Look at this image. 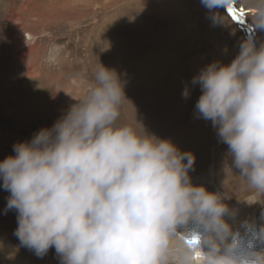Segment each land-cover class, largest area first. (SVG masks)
<instances>
[{
    "label": "clouds",
    "instance_id": "9594fccd",
    "mask_svg": "<svg viewBox=\"0 0 264 264\" xmlns=\"http://www.w3.org/2000/svg\"><path fill=\"white\" fill-rule=\"evenodd\" d=\"M201 3L214 24L225 23L216 9L242 6L253 31L264 32V0ZM192 84L201 89L195 114L211 121L231 167L264 195V42L244 38L229 64H208ZM74 100L0 161L17 247L40 258L54 248L60 264H264V248H244L225 219V197L191 183L195 156L121 121L129 101L114 69L99 63ZM261 221L253 238L264 244V211Z\"/></svg>",
    "mask_w": 264,
    "mask_h": 264
},
{
    "label": "rangeland",
    "instance_id": "374dc122",
    "mask_svg": "<svg viewBox=\"0 0 264 264\" xmlns=\"http://www.w3.org/2000/svg\"><path fill=\"white\" fill-rule=\"evenodd\" d=\"M234 9L245 13L239 21L221 7L215 11L225 23L214 24L201 0H0V161L15 155V143L51 127L100 63L124 82L129 102L122 122L140 130L137 121L148 134L191 152V179L211 168L232 221L238 213L261 216L264 195L231 167L211 121L195 114L201 89L193 77L213 62L229 64L246 37L264 42V32L250 27L248 10ZM9 195L0 186V264H60L57 255L51 261L54 248L40 258L17 247V213L5 211ZM242 237L244 248L259 251L250 235Z\"/></svg>",
    "mask_w": 264,
    "mask_h": 264
},
{
    "label": "bare ground",
    "instance_id": "6f19581e",
    "mask_svg": "<svg viewBox=\"0 0 264 264\" xmlns=\"http://www.w3.org/2000/svg\"><path fill=\"white\" fill-rule=\"evenodd\" d=\"M27 38L29 39V35L27 34ZM27 39V40H28ZM191 183L194 185H203L209 192H218L220 193L214 186V183L212 182V175H211V168L207 170L204 174H202L199 178L191 179ZM231 209V208H230ZM242 213V212H241ZM233 214V213H232ZM233 215L226 216L225 219L231 224L232 228L240 233L241 235H250V237L253 239V244L255 247H257L258 250L261 248H264V244H261L260 242L256 241L253 237L254 234L258 231L262 221L261 216H245L243 219V216L238 213L237 218L235 220H231L230 217ZM239 216V217H238ZM192 230L195 232H199L200 229L197 228V226L193 225ZM251 240V239H249ZM56 253L54 250V255L52 256L51 261H55Z\"/></svg>",
    "mask_w": 264,
    "mask_h": 264
},
{
    "label": "snow or ice",
    "instance_id": "6c2138e0",
    "mask_svg": "<svg viewBox=\"0 0 264 264\" xmlns=\"http://www.w3.org/2000/svg\"><path fill=\"white\" fill-rule=\"evenodd\" d=\"M228 14L234 20V22L239 21L240 17L245 15L243 9L236 10L234 8H229L228 9Z\"/></svg>",
    "mask_w": 264,
    "mask_h": 264
}]
</instances>
